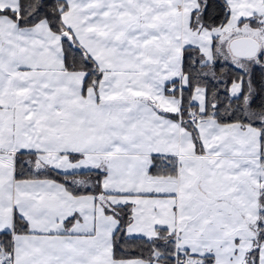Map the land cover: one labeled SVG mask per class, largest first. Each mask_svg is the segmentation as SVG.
Wrapping results in <instances>:
<instances>
[{
    "label": "snow or ice",
    "instance_id": "snow-or-ice-1",
    "mask_svg": "<svg viewBox=\"0 0 264 264\" xmlns=\"http://www.w3.org/2000/svg\"><path fill=\"white\" fill-rule=\"evenodd\" d=\"M0 264H264V0H0Z\"/></svg>",
    "mask_w": 264,
    "mask_h": 264
}]
</instances>
